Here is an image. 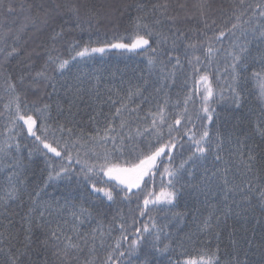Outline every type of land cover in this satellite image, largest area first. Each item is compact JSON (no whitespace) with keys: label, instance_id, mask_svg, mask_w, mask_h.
<instances>
[{"label":"snow or ice","instance_id":"1","mask_svg":"<svg viewBox=\"0 0 264 264\" xmlns=\"http://www.w3.org/2000/svg\"><path fill=\"white\" fill-rule=\"evenodd\" d=\"M125 14L131 25L127 43L119 35L97 41V47L67 39L68 32L85 26H118ZM8 17L14 26L6 23ZM62 42L71 52L67 58L58 47ZM106 49L139 50L152 79L129 83L124 95L105 85L106 97L97 75L65 79L73 62ZM218 57L225 60L233 111L241 113L227 136L214 107L225 99L224 89L214 86ZM13 60L20 68L15 80L7 67ZM185 64L193 86L169 112L168 89ZM0 75L8 94L0 111L7 120V134L0 133V264H165L173 243L184 244L165 220L186 196L212 209L198 225L200 232L218 238L230 215L259 225V241L255 229L243 245L233 239L235 251L223 264H264V147L241 148L250 140L254 145L242 127L248 119L242 90L250 79L264 101V0H230L228 8L215 7L212 0H23L17 5L0 0ZM29 91L36 99L28 101ZM153 93L163 102L152 105ZM85 96L89 107L96 106L95 115L89 114L93 131L78 127L77 101ZM102 104L110 106V114L101 127L97 108ZM144 104L150 107L141 116ZM257 119L255 131L264 143V106ZM35 157L43 158L46 179L33 187L26 177ZM60 182L68 191L45 199L46 189ZM81 194L90 207L77 203ZM25 195L27 210L17 221L12 205L21 206ZM118 204L128 206L127 214ZM105 206H117L107 222ZM157 209L165 212L161 221L153 215ZM171 217L182 221L184 214ZM167 264L179 262L169 258ZM183 264H222L219 247H201Z\"/></svg>","mask_w":264,"mask_h":264},{"label":"trees","instance_id":"2","mask_svg":"<svg viewBox=\"0 0 264 264\" xmlns=\"http://www.w3.org/2000/svg\"><path fill=\"white\" fill-rule=\"evenodd\" d=\"M6 3H12L14 5L23 2V0H5ZM29 2H40V0H29ZM93 3L103 4V3H116L119 0H91ZM132 2V0H129ZM191 4L194 0H188ZM212 3L215 7L223 6L224 8H228L230 0H212ZM13 17H8L6 23L8 25L14 26L12 24ZM70 27V26H69ZM131 32V25L129 23L128 15L125 14L120 18L118 22V26H114L111 23L105 22L100 26H93L91 29L86 26L81 29H75L74 31L67 33L68 40H78L82 44H89L90 46L97 47L101 46L102 42L113 40L114 36H123L124 42L127 43L129 40L127 37ZM100 41L101 43H97ZM61 50V53L64 57H69L71 52L68 48L67 43L62 42L58 45ZM137 50L128 51L123 49H106L104 53H94L92 54L91 59H85L83 62H73L75 66L70 65V71L66 74L65 79L69 82L77 75H83L87 73L89 76L97 75L100 77V87L102 92V97H106L108 93L106 92L105 85L109 88L115 86L117 89H120L121 95L125 94V90L129 83L135 84L141 82V77L145 79L151 80L152 78L148 75V69L146 64V58L142 52ZM219 64L214 65L213 68V79L214 86L217 89H224L225 99L219 101L214 104L216 108V112L220 114L221 119L223 121V126L221 127V133L224 136L228 135L229 130L232 128L233 123H236L237 117L241 115L240 112L233 111L234 106L231 103L228 94V84L226 80L228 79L227 73L224 72L225 60L222 57H218ZM40 62H37V68L39 67ZM8 70L13 74V79L15 80L16 76L20 72V68L17 66V62L13 60L8 66ZM218 67L219 71H216ZM258 70V68H257ZM217 76L219 79H217ZM193 86V74L191 68L185 64L184 71L182 73H178L177 81L175 85H172L168 89V97H169V105L168 111H175V102L177 100L183 101L184 96L188 93V91ZM20 86L18 85V88ZM4 79L3 76L0 75V111H3V106L7 103L8 94L4 91ZM49 91H51L49 89ZM59 99L62 103L65 102L66 98L64 97V93L62 90L58 89ZM242 94L245 97L244 99V113L248 114V119L244 121L242 127L245 129L246 135H251L254 140H250L248 145H241V148L247 151L248 148L255 146L256 150L259 151L261 147H264V143H262L259 134L255 131L256 124L258 123V116L260 114V108L263 105L262 101L258 98V91L255 87V82L251 79L244 85L242 90ZM155 99L152 101V105H155L157 102L162 103V99L160 95L153 93ZM115 98V96H113ZM28 101L36 99V94L33 91H29L27 95ZM57 99L56 95L52 96V100ZM51 102V101H49ZM139 100H136L138 103ZM92 103L89 97L85 96L83 101H77V105L79 107L80 114L77 118L81 121L78 127H83L86 131H93L95 125L89 120V114L95 115L93 112V108H95V104H92V107H89V104ZM135 104H133V107ZM64 107L67 108V104L64 103ZM150 107L148 104H144L141 110V116L146 115L147 109ZM196 108L199 107V100H196ZM110 106L108 104H102L97 111H101V116L97 118L99 125L103 126V118L105 115L110 114ZM75 110V109H74ZM155 107H152V111H155ZM189 110H193V105L189 104ZM114 111V109L112 110ZM53 115H56L55 107L53 108ZM63 119V117H61ZM7 120L4 117H0V133H6ZM243 140L244 137H241ZM27 140H22V143H27ZM227 147V144L225 145ZM26 154V150H25ZM180 162L179 156L176 157L175 163L178 165ZM46 165L42 157H35L34 162L29 166V171L27 173V181L34 187L36 184H39L42 180L46 179V172L44 171ZM4 172L0 171V183H3ZM147 179V178H146ZM66 182H60L58 184L51 185L46 189L47 196L45 199H51L52 197L60 198L62 194L68 191L65 187ZM74 188V186H73ZM155 188L159 191V180L156 181ZM31 190V189H29ZM73 195H76L75 191L72 192ZM83 195L81 194V201H77V203L83 202L85 207H90L88 200L83 199ZM94 199V198H93ZM27 196L25 195L24 201L21 206H17L16 204L12 205V211L14 213V219L19 221L20 216L27 210L26 209ZM216 203V201H213ZM120 208H122L127 214L128 206L125 204H118ZM134 207V204L132 205ZM116 207H107L105 206V212L107 215V220L111 219V216L116 213ZM167 211V209H166ZM212 211L210 206H206L201 204L199 201L194 200L192 197H183L180 198L177 202V205L171 208V211L168 212V219L165 222L168 223V231L173 234L179 240H184L183 247H177L174 242L172 245L173 251L170 253V257L166 256L163 259L165 260V264H167L169 258L172 261H177L179 264H183V260L186 258V255H194L196 252L200 250L201 247H210L215 249L217 246L219 247V255L223 262L230 260L235 248L232 244V240L235 239L239 241L241 245H243L246 239H251L253 234V229H255V239L257 242L260 239V230L259 225L255 224V221L244 219L241 216L230 215L225 223L227 225L226 228H223L219 237L217 238L214 235H208L207 233L200 232L198 230V225L200 222L205 219L209 213ZM182 213L184 214L183 220L179 221L178 218H172L171 213ZM153 215L156 217L157 221H161L162 218L165 217V212H161L159 209L153 212ZM261 213L259 209L256 210V217L260 218ZM116 233H114L115 235ZM191 237V240L188 239ZM167 242V241H165ZM98 255L101 259H103L104 253L98 252ZM250 259L256 260L257 256H251Z\"/></svg>","mask_w":264,"mask_h":264},{"label":"rangeland","instance_id":"3","mask_svg":"<svg viewBox=\"0 0 264 264\" xmlns=\"http://www.w3.org/2000/svg\"><path fill=\"white\" fill-rule=\"evenodd\" d=\"M263 105H264V101H262Z\"/></svg>","mask_w":264,"mask_h":264}]
</instances>
